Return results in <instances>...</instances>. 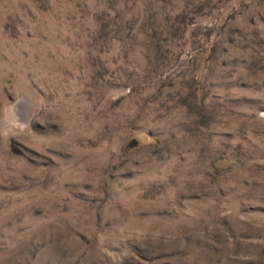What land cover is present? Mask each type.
Here are the masks:
<instances>
[{"label": "rangeland", "instance_id": "374dc122", "mask_svg": "<svg viewBox=\"0 0 264 264\" xmlns=\"http://www.w3.org/2000/svg\"><path fill=\"white\" fill-rule=\"evenodd\" d=\"M0 264H264V0H0Z\"/></svg>", "mask_w": 264, "mask_h": 264}]
</instances>
